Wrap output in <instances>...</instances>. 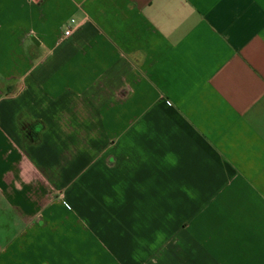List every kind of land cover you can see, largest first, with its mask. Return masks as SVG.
<instances>
[{"label":"crops","instance_id":"obj_1","mask_svg":"<svg viewBox=\"0 0 264 264\" xmlns=\"http://www.w3.org/2000/svg\"><path fill=\"white\" fill-rule=\"evenodd\" d=\"M0 264H264V0H0Z\"/></svg>","mask_w":264,"mask_h":264},{"label":"built area","instance_id":"obj_2","mask_svg":"<svg viewBox=\"0 0 264 264\" xmlns=\"http://www.w3.org/2000/svg\"><path fill=\"white\" fill-rule=\"evenodd\" d=\"M71 22H73L72 19H71ZM70 32H71V29H70V28H67V29L64 30L63 33H64L65 35H68Z\"/></svg>","mask_w":264,"mask_h":264}]
</instances>
